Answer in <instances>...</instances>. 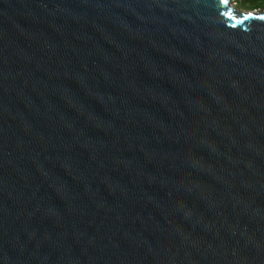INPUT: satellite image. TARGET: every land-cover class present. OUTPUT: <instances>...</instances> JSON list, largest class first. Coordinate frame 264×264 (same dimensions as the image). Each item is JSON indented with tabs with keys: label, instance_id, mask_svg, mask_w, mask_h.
I'll use <instances>...</instances> for the list:
<instances>
[{
	"label": "water",
	"instance_id": "obj_1",
	"mask_svg": "<svg viewBox=\"0 0 264 264\" xmlns=\"http://www.w3.org/2000/svg\"><path fill=\"white\" fill-rule=\"evenodd\" d=\"M231 3L0 0V264H264V12Z\"/></svg>",
	"mask_w": 264,
	"mask_h": 264
},
{
	"label": "rangeland",
	"instance_id": "obj_2",
	"mask_svg": "<svg viewBox=\"0 0 264 264\" xmlns=\"http://www.w3.org/2000/svg\"><path fill=\"white\" fill-rule=\"evenodd\" d=\"M233 6L236 9H239L242 11H249V12H260V11H262V12H264V0H245L244 3H240V2L236 1V3Z\"/></svg>",
	"mask_w": 264,
	"mask_h": 264
},
{
	"label": "crops",
	"instance_id": "obj_3",
	"mask_svg": "<svg viewBox=\"0 0 264 264\" xmlns=\"http://www.w3.org/2000/svg\"><path fill=\"white\" fill-rule=\"evenodd\" d=\"M237 2L244 3L245 0H236Z\"/></svg>",
	"mask_w": 264,
	"mask_h": 264
},
{
	"label": "bare ground",
	"instance_id": "obj_4",
	"mask_svg": "<svg viewBox=\"0 0 264 264\" xmlns=\"http://www.w3.org/2000/svg\"><path fill=\"white\" fill-rule=\"evenodd\" d=\"M232 3L235 4L234 0H232Z\"/></svg>",
	"mask_w": 264,
	"mask_h": 264
},
{
	"label": "snow or ice",
	"instance_id": "obj_5",
	"mask_svg": "<svg viewBox=\"0 0 264 264\" xmlns=\"http://www.w3.org/2000/svg\"><path fill=\"white\" fill-rule=\"evenodd\" d=\"M231 12V10H229ZM247 19V17H245Z\"/></svg>",
	"mask_w": 264,
	"mask_h": 264
},
{
	"label": "trees",
	"instance_id": "obj_6",
	"mask_svg": "<svg viewBox=\"0 0 264 264\" xmlns=\"http://www.w3.org/2000/svg\"><path fill=\"white\" fill-rule=\"evenodd\" d=\"M236 3V0L234 1ZM245 2V1H244ZM241 3V2H240Z\"/></svg>",
	"mask_w": 264,
	"mask_h": 264
},
{
	"label": "built area",
	"instance_id": "obj_7",
	"mask_svg": "<svg viewBox=\"0 0 264 264\" xmlns=\"http://www.w3.org/2000/svg\"><path fill=\"white\" fill-rule=\"evenodd\" d=\"M233 4V3H232ZM234 5V4H233Z\"/></svg>",
	"mask_w": 264,
	"mask_h": 264
}]
</instances>
